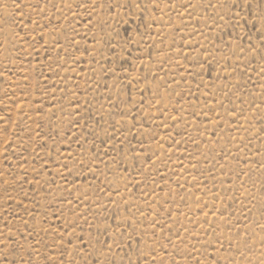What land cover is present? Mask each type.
Returning a JSON list of instances; mask_svg holds the SVG:
<instances>
[{"label": "rangeland", "instance_id": "obj_1", "mask_svg": "<svg viewBox=\"0 0 264 264\" xmlns=\"http://www.w3.org/2000/svg\"><path fill=\"white\" fill-rule=\"evenodd\" d=\"M0 264H264V0H0Z\"/></svg>", "mask_w": 264, "mask_h": 264}]
</instances>
